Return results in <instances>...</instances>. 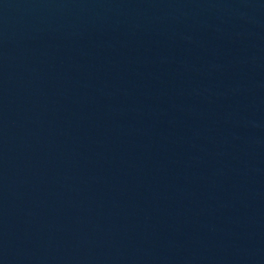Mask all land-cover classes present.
<instances>
[{
	"label": "water",
	"instance_id": "95a60500",
	"mask_svg": "<svg viewBox=\"0 0 264 264\" xmlns=\"http://www.w3.org/2000/svg\"><path fill=\"white\" fill-rule=\"evenodd\" d=\"M0 264H264V0H0Z\"/></svg>",
	"mask_w": 264,
	"mask_h": 264
}]
</instances>
